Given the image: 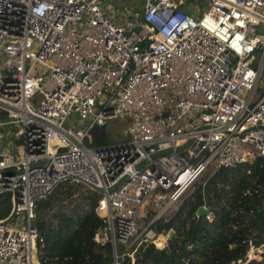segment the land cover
Wrapping results in <instances>:
<instances>
[{"label":"built area","instance_id":"built-area-1","mask_svg":"<svg viewBox=\"0 0 264 264\" xmlns=\"http://www.w3.org/2000/svg\"><path fill=\"white\" fill-rule=\"evenodd\" d=\"M262 83L264 0H143L116 20L104 0H0V264H35L36 203L65 182L99 193L94 239L112 264L163 248L157 220L219 167L264 157ZM119 116L130 136L95 143ZM263 257L249 239L230 264Z\"/></svg>","mask_w":264,"mask_h":264},{"label":"trees","instance_id":"trees-1","mask_svg":"<svg viewBox=\"0 0 264 264\" xmlns=\"http://www.w3.org/2000/svg\"><path fill=\"white\" fill-rule=\"evenodd\" d=\"M96 130L105 138L104 127ZM98 197L79 182H65L36 203L33 224L43 238L37 251L40 264H112L110 242L94 239L95 231L106 223L95 212ZM10 198V192L0 194V218L10 213ZM203 201L215 213L212 221L196 213ZM154 228L173 229V235L163 248L140 243L134 262L124 264H230L244 257L249 239L264 243V157L219 167L203 188L196 187ZM156 242L162 246L165 236L160 234ZM244 264H264V257Z\"/></svg>","mask_w":264,"mask_h":264},{"label":"rangeland","instance_id":"rangeland-1","mask_svg":"<svg viewBox=\"0 0 264 264\" xmlns=\"http://www.w3.org/2000/svg\"><path fill=\"white\" fill-rule=\"evenodd\" d=\"M142 3H143V0H104V4L108 12L110 13V16L115 20L123 18L124 14L126 13L128 9L132 10V9H137L141 7ZM259 49H262V46H260L253 52V57L251 58L253 65H258L260 62L261 57L258 55ZM263 92H264V83L258 85L255 91L253 92L252 102L255 101ZM242 96L246 97V94H242ZM2 117L5 118L6 116L2 115ZM104 129L106 133L105 138H103L102 134L97 132L96 129H93V138L95 140V143L96 142L99 143L100 141L103 143L117 142V141H121L130 136V133L127 131L129 129L128 121L126 118H123L120 116L109 119L106 125L104 126ZM193 190L194 189H191L188 195ZM150 211L151 210H143V215H141L140 217V222L142 225L145 224V222L148 220ZM170 230H173V229H170ZM164 233L166 234V232ZM167 233H168V238H169V231ZM167 240H166V243H167ZM38 257H39V254L37 252L35 256V264H40Z\"/></svg>","mask_w":264,"mask_h":264},{"label":"water","instance_id":"water-1","mask_svg":"<svg viewBox=\"0 0 264 264\" xmlns=\"http://www.w3.org/2000/svg\"><path fill=\"white\" fill-rule=\"evenodd\" d=\"M205 3H206V0H205ZM14 194L15 195H18V190L16 189V190H14ZM207 211V208L204 206V205H200L199 207H198V209H197V214L198 215H201V214H203V213H205ZM173 235V231L171 230V231H169V237H171Z\"/></svg>","mask_w":264,"mask_h":264}]
</instances>
